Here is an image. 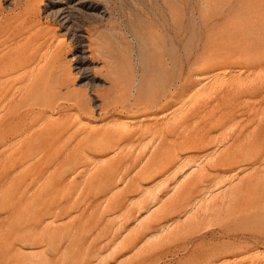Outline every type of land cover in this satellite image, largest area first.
<instances>
[{
  "label": "rangeland",
  "instance_id": "1",
  "mask_svg": "<svg viewBox=\"0 0 264 264\" xmlns=\"http://www.w3.org/2000/svg\"><path fill=\"white\" fill-rule=\"evenodd\" d=\"M0 36V75L36 59L2 91L0 264H264V0H0Z\"/></svg>",
  "mask_w": 264,
  "mask_h": 264
},
{
  "label": "bare ground",
  "instance_id": "2",
  "mask_svg": "<svg viewBox=\"0 0 264 264\" xmlns=\"http://www.w3.org/2000/svg\"><path fill=\"white\" fill-rule=\"evenodd\" d=\"M59 4H61V6H60V8H59V10L57 11V13H56V15L58 16V18H59V20H60V23H61V25H65V24H67V22L69 23V21H68V15H69V11H70V9L72 8L71 7V4L70 3H67V2H62V3H59ZM73 9V8H72ZM70 16V15H69ZM70 18V17H69ZM46 25V24H45ZM4 26V25H3ZM42 26V25H41ZM41 26L39 27V28H41ZM45 27V26H44ZM43 27V28H44ZM11 28V27H10ZM1 32L3 31V28L1 27ZM7 29V28H6ZM30 29V28H29ZM29 29L27 30V31H25V33L26 32H28L29 31ZM55 29V28H54ZM35 30V29H34ZM40 30V29H39ZM4 32V31H3ZM6 32V31H5ZM13 32V31H12ZM32 32V31H31ZM9 33V32H8ZM8 33H7V35H8ZM24 33V34H25ZM3 35H5V33L3 34ZM3 35H1V36H3ZM27 35V34H26ZM38 34H36L35 36H37ZM0 36V37H1ZM21 37H22V35H21ZM20 37V38H21ZM47 37V36H46ZM58 37V36H57ZM5 38H6V36H5ZM14 39V38H13ZM37 39H38V37H37ZM47 39V38H46ZM52 39V38H51ZM0 40H2V38L0 39ZM54 40V39H53ZM58 40V39H57ZM56 40V41H57ZM19 41V40H18ZM13 42H14V40H13ZM41 42V41H40ZM39 42V43H40ZM52 42V41H51ZM38 43V44H39ZM58 43V42H57ZM9 44V43H8ZM10 44H11V42H10ZM14 44V43H13ZM36 44V43H35ZM6 45H7V43H6ZM40 45V44H39ZM38 45V46H39ZM8 46V45H7ZM34 46V45H33ZM47 46V45H46ZM56 46V45H55ZM4 47H6L5 45H4ZM43 47H45V46H43ZM51 47V46H50ZM53 47V46H52ZM11 48H13V47H11ZM37 48V47H36ZM47 48H48V46H47ZM55 48V47H54ZM9 49V48H8ZM3 50V49H2ZM1 50V51H2ZM47 50V49H46ZM8 51V50H7ZM47 52V51H46ZM45 52V53H46ZM5 54V53H4ZM41 56H42V54H40ZM45 55V54H44ZM41 58V57H40ZM47 59V58H46ZM35 62H36V59H29V60H26L24 63H17V62H14L15 64H20V65H15V64H13L10 68H9V71L7 72V73H5V74H3V75H0V105L3 103V102H5V101H7L8 100V98L10 99V97H8V94L7 93H3L2 91L5 89V88H7V87H10V86H12V85H15V83L20 79V78H22V77H25L26 75H28V72L27 71H31V70H29L30 68H33L34 67V65H35ZM38 62V61H37ZM37 65V64H36ZM41 65V64H40ZM5 66H8V63H6L5 64ZM3 67V66H2ZM39 68V67H38ZM37 68V69H38ZM34 72V71H33ZM30 73V72H29ZM31 73H32V71H31ZM222 73H217V74H215V75H213V76H211V78H209V79H205L204 78V80H205V82L206 81H214V83H215V81L217 82V84L219 83L218 82V80L220 81L221 80V78H222V75H221ZM240 76V75H239ZM29 79H31L30 77H29ZM234 79V78H233ZM32 83V82H31ZM207 84H210V83H208V82H206ZM26 84V83H25ZM28 84V83H27ZM20 85V84H19ZM216 85V84H215ZM212 86H214V85H211V87ZM18 87V86H17ZM205 87V86H204ZM210 87V86H209ZM212 88H215V87H212ZM204 89V88H203ZM8 90V89H7ZM200 89H198V91H199ZM16 91V90H15ZM36 91L37 90H34V89H32V91H31V93H30V95L29 96H27V97H29V99L27 100L28 102H30L31 104L33 103V104H37V102H38V99H37V97H36ZM197 91V92H198ZM201 91V90H200ZM210 91V90H209ZM214 91V90H213ZM20 92V91H19ZM65 92V91H64ZM197 92L195 91V94H196V96L198 95L197 94ZM14 93V92H13ZM204 93V92H203ZM200 94V93H199ZM206 94V93H205ZM224 95V94H223ZM10 96H12V95H10ZM198 96H200V95H198ZM11 98H13V97H11ZM25 99V98H24ZM202 99V98H201ZM200 99V100H201ZM203 100V99H202ZM9 101H11V100H8V102ZM196 101V100H195ZM26 101H24V103H25ZM5 104H6V102H5ZM32 104V105H33ZM73 104V103H72ZM4 105H2V107H3ZM40 107H42V106H40ZM213 107V106H212ZM1 108V107H0ZM48 108H50V107H48ZM183 108V107H182ZM181 107H180V109H182ZM254 108V107H253ZM3 109V108H2ZM188 109V108H187ZM3 111V110H2ZM7 111V110H6ZM177 111H179V110H177ZM254 112V111H253ZM252 112V113H253ZM239 113H241V112H239ZM73 114V113H72ZM178 114V113H177ZM182 114V113H181ZM222 114V113H221ZM243 114V113H242ZM254 114V113H253ZM175 115V114H174ZM202 115V114H201ZM63 116H64V114H63ZM177 116V115H176ZM47 117V116H46ZM178 117L180 118V116L178 115ZM53 118V117H52ZM76 118V117H75ZM74 118V119H75ZM77 118H78V116H77ZM126 118V117H125ZM248 118V117H247ZM238 119V118H237ZM241 119V118H240ZM42 120V119H41ZM116 120V119H115ZM244 120V119H243ZM251 120V119H250ZM141 121H143V120H141ZM150 121V120H149ZM195 121V120H194ZM41 122V121H40ZM45 122V121H44ZM44 122H42V123H44ZM81 123H83V120L82 119H80V121H79V127H82L83 125H81ZM116 124H117V126L118 127H120L121 129H122V127H124V125L126 124V123H122V122H115ZM129 123V122H128ZM171 123V122H170ZM169 123V124H170ZM174 123V122H173ZM193 123V122H192ZM86 124V123H85ZM93 124V123H92ZM109 125V124H108ZM191 125V124H190ZM194 125V124H193ZM247 125V124H246ZM43 126V125H42ZM92 126V125H91ZM143 126V125H142ZM177 126V125H176ZM235 126V125H234ZM153 127V126H152ZM196 127V126H195ZM35 128V127H34ZM34 128H33V126L32 127H30L28 130L26 129V130H23V131H21L22 133H31L30 131L32 130V133H33V130H34ZM76 128V127H75ZM78 128V127H77ZM87 128V127H86ZM85 128V129H86ZM94 128V127H93ZM110 128V127H109ZM182 128V127H181ZM194 128V127H193ZM39 129V128H38ZM154 129V128H153ZM161 129V128H160ZM231 129V128H230ZM243 129H244V127H243ZM251 129V128H250ZM77 130V129H76ZM75 130V131H76ZM120 130V129H119ZM162 130H164V129H162ZM182 130H183V128H182ZM208 130V129H207ZM122 131V130H121ZM140 133H146L147 131H149V127H141L140 126ZM139 131L137 132H135V134H133L132 136H131V139H134L135 138V136L138 134L139 135ZM156 131H157V129H156ZM188 131V130H187ZM73 132V131H72ZM118 132H120V131H118ZM117 132V133H118ZM161 132V131H160ZM159 132V133H160ZM238 132V131H237ZM180 133V132H179ZM186 134H187V132H186ZM233 134V133H232ZM249 134V133H248ZM14 135H16V136H18L19 135V133L17 132V133H15ZM27 135V134H26ZM31 135V134H30ZM69 135H70V133H69ZM86 135V134H85ZM84 135V136H85ZM122 134H120V136H121ZM237 135V134H236ZM83 136V135H82ZM120 136H119V138H120ZM151 136H152V131H151ZM155 136V135H154ZM218 136V135H217ZM243 136V135H242ZM229 137V136H228ZM142 138V137H141ZM140 138V139H141ZM150 138V137H149ZM156 138V137H155ZM225 138H227V136L225 137ZM235 138V137H234ZM18 139V138H17ZM116 138L115 137H113V140H115ZM162 139V138H161ZM176 140V139H175ZM222 140V139H221ZM80 141V140H79ZM216 141V140H215ZM77 142V141H76ZM115 142V141H114ZM145 142V141H144ZM182 142V141H181ZM180 142V143H181ZM116 143V145H119V143L118 142H115ZM115 143H114V145H115ZM156 143V142H155ZM147 144V143H146ZM8 145V144H7ZM96 145V144H95ZM100 145V144H99ZM105 145V144H104ZM140 145H141V142H140ZM145 145V144H144ZM138 146V145H137ZM6 147V146H5ZM74 147V146H73ZM223 147V146H222ZM7 148H9L8 146H7ZM6 148V149H7ZM125 149V148H124ZM4 151V150H3ZM2 151V152H3ZM133 152V151H132ZM44 154V153H43ZM85 154V153H84ZM134 158V157H133ZM202 158V157H201ZM87 159V158H86ZM85 159V160H86ZM95 159V158H94ZM179 158V156H177V154L175 155V162L176 161H179L178 162V164H179V166L178 167H181V168H183V167H186V166H188V164L190 163V161L191 160H189L188 159V157L187 158H182V159H180ZM191 159V158H190ZM88 160V159H87ZM93 160V159H92ZM91 160V161H92ZM208 160V159H207ZM89 161H90V159H89ZM94 161V160H93ZM98 161V160H97ZM100 161V160H99ZM102 161V160H101ZM194 160H192L191 162H193ZM95 163H96V161H95ZM195 162H193V164H194ZM102 164V163H101ZM196 164V163H195ZM92 166V165H91ZM94 166V165H93ZM23 167V166H22ZM96 168V167H95ZM87 169V168H86ZM189 170V169H188ZM83 171V170H82ZM158 171V170H157ZM192 171V170H191ZM194 171V170H193ZM199 171V170H198ZM79 172V171H78ZM90 172V171H89ZM88 172V173H89ZM205 172V171H204ZM90 174V173H89ZM196 174V173H195ZM50 175H51V173H50ZM178 175V174H177ZM85 176H89V175H85ZM192 176V175H191ZM217 176V175H216ZM231 176H232V174H231ZM82 177H84V176H82ZM174 177V176H173ZM172 177V178H173ZM188 177V176H187ZM225 177V176H224ZM185 178H186V176H185ZM74 179V178H73ZM149 179V178H148ZM70 179H68V181H69ZM86 180H87V177H86ZM217 180V179H216ZM162 181H163V179L161 180V182L160 183H162ZM166 181V180H165ZM168 181V180H167ZM70 182V181H69ZM164 182V181H163ZM67 183V182H66ZM158 183V182H157ZM166 183V182H165ZM204 184V183H203ZM211 184V183H210ZM156 185V184H155ZM154 185V186H155ZM158 186H159V183L157 184ZM163 185V184H162ZM37 186V185H36ZM205 186H207V185H205ZM124 188V187H123ZM150 188V187H149ZM148 189V188H147ZM176 189V188H175ZM208 189V188H207ZM212 188H210V190H211ZM153 190V189H152ZM151 190V191H152ZM162 190H163V188H162ZM204 190V189H203ZM81 191V190H80ZM92 191V190H91ZM119 191V190H118ZM148 191H149V189H148ZM79 192V191H78ZM93 192V191H92ZM97 192V191H96ZM208 193L210 192V191H207ZM117 193V192H116ZM160 193V192H159ZM204 193H206V192H204ZM211 193V192H210ZM21 194V193H20ZM155 195V194H154ZM111 196H113V195H111ZM110 196V197H111ZM147 196V195H146ZM202 197H204V195L202 196ZM208 197V196H207ZM162 198V197H161ZM201 198V197H200ZM205 198V197H204ZM108 199V198H107ZM201 200V199H200ZM208 200H210V199H208ZM133 201H135V199L133 200ZM139 200H137V203H139L138 202ZM142 200H140V202H141ZM204 202H206V201H204ZM100 203H101V201H100ZM201 203V202H200ZM99 204V203H98ZM139 206V205H138ZM149 206V205H148ZM188 207V206H187ZM127 208H128V206H127ZM127 208H126V210H127ZM146 209V208H145ZM202 209V208H201ZM150 210V209H149ZM156 210V209H155ZM189 210V209H188ZM205 210V209H204ZM4 211V210H3ZM151 211V210H150ZM152 211H154V210H152ZM210 211V210H209ZM208 211V212H209ZM128 212V211H127ZM151 213V212H150ZM154 213V212H153ZM56 214V213H55ZM125 214H126V212H125ZM201 214V213H200ZM199 214V215H200ZM207 214V213H206ZM151 214H149V216H150ZM191 215V214H190ZM126 217V216H125ZM138 217V216H137ZM112 219V218H111ZM203 219V218H202ZM137 220V219H136ZM69 221V220H68ZM67 221V222H68ZM52 222V221H51ZM65 224V223H64ZM107 224V223H106ZM50 225V224H49ZM134 225V224H133ZM140 225V224H139ZM53 227V226H52ZM144 227V226H143ZM164 227H166V225L164 226ZM55 228H57V227H55ZM168 228V227H167ZM166 228V229H167ZM137 229V228H136ZM119 231V230H118ZM123 231V230H122ZM41 232V231H40ZM113 233H114V231H113ZM129 234V233H128ZM109 235V234H108ZM73 236V235H72ZM110 236V235H109ZM135 236V235H134ZM102 240V239H101ZM122 240H124V239H122ZM121 240V241H122ZM122 245V244H121ZM106 246V245H105ZM101 247V246H100ZM104 247V246H103ZM118 248V247H117ZM51 249V248H50ZM118 251V250H117ZM40 252V251H39ZM42 252V251H41ZM116 252V251H115ZM87 253H88V251H87ZM44 254V253H43ZM56 254V253H55ZM116 254V253H115ZM34 255V254H33ZM39 255V254H38ZM35 256V255H34ZM115 256V255H114ZM28 257V256H27ZM100 257V256H99ZM105 257V256H104ZM108 257V256H107ZM34 259V258H33ZM95 259V258H94ZM93 259V260H94ZM114 259V258H113ZM110 261V260H109ZM99 264V263H98ZM109 264V263H108Z\"/></svg>",
  "mask_w": 264,
  "mask_h": 264
}]
</instances>
